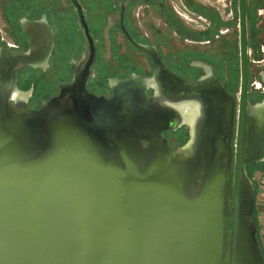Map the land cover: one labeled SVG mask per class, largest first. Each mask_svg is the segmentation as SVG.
Masks as SVG:
<instances>
[{"label":"water","instance_id":"water-1","mask_svg":"<svg viewBox=\"0 0 264 264\" xmlns=\"http://www.w3.org/2000/svg\"><path fill=\"white\" fill-rule=\"evenodd\" d=\"M237 3L238 97L210 65L200 62L205 74L188 81L155 46L128 35L151 56L152 78L112 80L105 98L76 76L30 110L10 105L9 94L17 71L36 66L40 51L7 57L11 68L0 66V264H264L246 169L264 160V96L247 97V7ZM180 125L188 138L171 148L160 132Z\"/></svg>","mask_w":264,"mask_h":264},{"label":"flooded vegetation","instance_id":"flooded-vegetation-1","mask_svg":"<svg viewBox=\"0 0 264 264\" xmlns=\"http://www.w3.org/2000/svg\"><path fill=\"white\" fill-rule=\"evenodd\" d=\"M102 6L106 12L99 9ZM140 6L147 11L153 10L159 19L158 23L162 24L164 29L161 30L156 26L155 21H151L146 23L147 31L141 30L136 13ZM173 8L168 0L148 2H138V0H0V18L3 21L2 29H0V66L4 64L6 66L4 68L10 67L9 62H6L10 55L27 52L35 46H37V51H40L37 54L36 66L24 65L17 71V89L9 94V104L13 105L16 100L24 102L30 110H37L44 101L58 94V85L72 83L76 76H86L85 89L89 93L105 98H110L113 94L110 86L112 80L123 79L131 74L152 78L151 56L135 46L128 35L138 43L155 46L163 64L188 81H194L205 74L200 62L210 65L225 85L227 93L237 95L233 84L235 77L233 46L229 42L232 32L229 21L224 20L225 24L221 25L222 33L218 38L222 43L220 48L224 51V58L215 55L212 59L200 56L197 48L186 44V41L184 49L172 50L174 52L172 55L167 47L165 50L164 43L168 44L169 38L164 39V37L169 36V27L165 21L168 11L174 13L181 22L177 14L172 11ZM113 13L116 19L112 23L110 16ZM83 22H86L89 29L90 38L88 39L84 33ZM27 31L35 32L33 36H28ZM117 33L122 36L123 42L117 40ZM210 56L212 57V54ZM255 62L259 63V61ZM249 73H252L250 65H248L250 76ZM254 73L264 86L261 81V70H256ZM165 82L163 79V85ZM148 93L152 94L153 90L149 88ZM247 97L250 102L257 101L256 97L251 96L250 87ZM237 119L238 115L235 111L232 146L237 136ZM174 120L172 119V122L168 124L172 125ZM160 133L163 138L167 139V145L171 148L183 145L188 138L186 125H180L174 129L167 128ZM232 150V173L234 174V147ZM263 162L264 160L259 162L252 160L246 164L248 176L253 180L255 190L254 174L260 172L259 167L264 164ZM255 214L256 196L253 207V215L256 216ZM258 246L264 258L259 242Z\"/></svg>","mask_w":264,"mask_h":264},{"label":"crops","instance_id":"crops-1","mask_svg":"<svg viewBox=\"0 0 264 264\" xmlns=\"http://www.w3.org/2000/svg\"><path fill=\"white\" fill-rule=\"evenodd\" d=\"M192 1L201 7L210 9L211 14H207V13H204V12L198 11L197 9L192 8L191 6H189L186 0L172 1L171 3L174 7L172 11H174L177 14V16L181 19V22H183V24L188 29L192 30L195 33V35L203 34L205 37H201L200 39H189L185 37L184 39H181L180 36L177 35L175 32H170V34L172 33L173 36L176 37V39L184 40L189 43L210 44L212 43L213 40L215 39L217 40L221 36L222 30H223L221 29V26H219L217 30H214L216 29L215 27L217 23L216 21L214 22V20H212L214 16L212 12H215V14L219 15V17L224 21L225 19L223 18L220 12V7L225 8L227 5L225 1L227 0H192ZM232 2L235 4V0L231 1L232 13L235 14L237 8L233 6ZM246 7L251 8L250 16L252 15V17H256L258 21L260 19H263V23H264V0H262V4L259 6H255V0H246ZM260 29H257L258 30L257 37H260V32L262 30ZM247 33L248 35L251 34L249 30L248 17H247ZM262 34L264 35V27L262 30ZM258 39H259V47H260L261 56L259 58H255V60L261 61V60H264V38H263V41L261 40V38H258ZM249 50L251 49L249 48ZM209 51L210 50L206 52L205 50V51H199L197 53H199L200 56L203 55V57L206 56L207 58L208 57L211 59L214 58V56L212 57L210 56ZM255 196H256V215L258 214L257 216H259L264 212V184L262 182L256 183Z\"/></svg>","mask_w":264,"mask_h":264},{"label":"rangeland","instance_id":"rangeland-1","mask_svg":"<svg viewBox=\"0 0 264 264\" xmlns=\"http://www.w3.org/2000/svg\"><path fill=\"white\" fill-rule=\"evenodd\" d=\"M168 1L172 2L174 0H168ZM231 1L232 0L225 1V3H227V5H226L225 8L224 7H222V8L220 7V12H221V14H222V16H223V18L225 20H227L229 22H233V21L237 22L236 25L229 26L231 28V30H232V32L230 33L231 35H230L229 42L232 43V46L234 48V40H236V44H237L238 49H239L238 3H237V0H236V5L232 2L233 6L237 8L236 13H235L236 16H235V14L232 13ZM99 9H101V11H105L106 12V10L103 9V6L100 7ZM136 13H137L138 26H139V28L141 30L147 31L148 28L146 26V23H149L151 21L152 22L155 21L156 26H158L161 30L164 29L162 24L158 23L159 19L153 13V10L149 9L147 11V10L143 9V6H140L139 9L136 11ZM111 15L112 16H110V22L113 23L114 19H116V18H115L114 13L111 14ZM259 21H257V24H256L257 25V29L261 28L263 30V27H264L263 26V24H264L263 23V19H260ZM2 24H3V21L0 18V29H2ZM262 30L260 32V38L263 41L264 35L262 34ZM169 34H170V31H169L168 35ZM106 35H108V33H106ZM116 38H117V40H119V42H121V41L123 42V38H122V36L120 34L117 33V37ZM165 38H169L168 44L164 43L165 44V50H166V47H167L171 51L172 55L174 54V52L172 50L178 51L180 48L182 50L184 49L185 41L184 40H180V39H176V37L173 36L172 33L168 37H164V39ZM105 39H106L105 41L107 42V38H105ZM186 44H190V45H192V47L197 48L198 52L199 51H205V50L207 52L208 50H210L209 52H210V54H212V56L215 55V56H219V57L221 56L222 58H224L223 57L224 51L221 50V48H220V46L222 45L221 40H218V39L216 40L215 39L210 44H199V43L198 44L197 43L194 44V43H188V42H186ZM255 61H257V60H255V58L253 56V53L250 50V53H249V65H250V68L252 70V73H249L251 77L249 76L248 88L250 87V93H251L252 97H256V98L259 97V99H260V98H263V96H264V86L258 80V77H257L256 73H254V72H256V70L264 71V66L262 65L261 62L258 63V62H255ZM239 75H240V67H239V63H238V72L235 73V71H234V77L236 76V79L233 80V84H234V87H235V92H237V96L239 95V86H240V76ZM259 168H260V172H257V173L254 174V178H255L256 183L264 181V164L261 165ZM255 218H256V216H255Z\"/></svg>","mask_w":264,"mask_h":264},{"label":"trees","instance_id":"trees-1","mask_svg":"<svg viewBox=\"0 0 264 264\" xmlns=\"http://www.w3.org/2000/svg\"><path fill=\"white\" fill-rule=\"evenodd\" d=\"M142 1H151V0H138V2H142ZM187 3L189 4V6H191L194 9H197L198 11L207 13V14H211V10L208 8H204L201 7L197 4H195L192 0H186ZM235 4H236V0H235ZM262 4V0H255V6H259ZM206 10V11H205ZM250 7H247V17H248V23H249V30L250 33L248 35V48H250L252 50L253 56L254 58H259L261 56V52H260V47H259V39L257 37L258 34V30L256 27L257 21L258 19L256 17H252V15L250 16ZM212 14H214L213 19L214 22L216 21V29L217 30L219 28V26L225 24V22L219 17V15L215 14V12H212ZM236 16V14H235ZM166 23L169 27V31L170 32H175L177 35L180 36L181 39L189 38V39H200L201 37H205L203 34L201 35H195V33L188 29L182 22H180L176 16L174 15V13H172L171 11L167 12L166 15ZM229 25H236L237 22H228ZM238 46L236 44V40H234V48H233V70L236 72H238V63H239V51H238ZM237 76V75H236ZM235 76V79H236ZM257 101L261 100L262 98L259 99L256 98Z\"/></svg>","mask_w":264,"mask_h":264},{"label":"built area","instance_id":"built-area-1","mask_svg":"<svg viewBox=\"0 0 264 264\" xmlns=\"http://www.w3.org/2000/svg\"><path fill=\"white\" fill-rule=\"evenodd\" d=\"M260 62L264 66V60L259 61V63ZM262 183L264 184V181H262ZM257 215H256L257 238H258L259 245L264 254V212L259 216Z\"/></svg>","mask_w":264,"mask_h":264}]
</instances>
